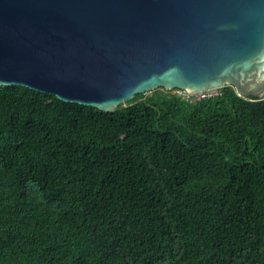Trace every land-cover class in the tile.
Wrapping results in <instances>:
<instances>
[{"label": "trees", "instance_id": "trees-1", "mask_svg": "<svg viewBox=\"0 0 264 264\" xmlns=\"http://www.w3.org/2000/svg\"><path fill=\"white\" fill-rule=\"evenodd\" d=\"M143 96L0 84V264H264V98Z\"/></svg>", "mask_w": 264, "mask_h": 264}, {"label": "water", "instance_id": "water-1", "mask_svg": "<svg viewBox=\"0 0 264 264\" xmlns=\"http://www.w3.org/2000/svg\"><path fill=\"white\" fill-rule=\"evenodd\" d=\"M0 84L102 111L156 88L264 98V0H0Z\"/></svg>", "mask_w": 264, "mask_h": 264}, {"label": "built area", "instance_id": "built-area-1", "mask_svg": "<svg viewBox=\"0 0 264 264\" xmlns=\"http://www.w3.org/2000/svg\"><path fill=\"white\" fill-rule=\"evenodd\" d=\"M173 90H176V91H173V92H177L178 94H180V95H182V96H184V97H195V96H197L196 98H199V97H203V96H206V95H211V94H214V93H216V91H211V92H209V91H200L198 94H196V95H193V94H191L189 91H187L186 89H179V88H175V89H173ZM171 91H172V89H171ZM182 91V92H181ZM186 93V94H185Z\"/></svg>", "mask_w": 264, "mask_h": 264}, {"label": "rangeland", "instance_id": "rangeland-1", "mask_svg": "<svg viewBox=\"0 0 264 264\" xmlns=\"http://www.w3.org/2000/svg\"><path fill=\"white\" fill-rule=\"evenodd\" d=\"M159 90H160V88H159ZM170 90H171V89H170ZM217 90H218V89H214L213 91H216V92H217ZM172 91H176V90H173V88H172ZM181 92H182V91H181ZM151 93H152V90L145 91L143 97L148 96V95H150ZM185 94H186V93H185ZM195 97H197V96H195Z\"/></svg>", "mask_w": 264, "mask_h": 264}]
</instances>
